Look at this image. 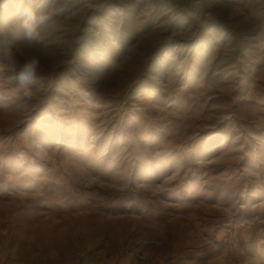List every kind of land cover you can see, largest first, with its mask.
<instances>
[{
    "label": "rangeland",
    "instance_id": "obj_1",
    "mask_svg": "<svg viewBox=\"0 0 264 264\" xmlns=\"http://www.w3.org/2000/svg\"><path fill=\"white\" fill-rule=\"evenodd\" d=\"M90 2L66 24L35 0L30 99L0 59V264H264V0H212L217 26L171 41L156 0ZM20 6L0 0V41Z\"/></svg>",
    "mask_w": 264,
    "mask_h": 264
},
{
    "label": "clouds",
    "instance_id": "obj_2",
    "mask_svg": "<svg viewBox=\"0 0 264 264\" xmlns=\"http://www.w3.org/2000/svg\"><path fill=\"white\" fill-rule=\"evenodd\" d=\"M19 27L21 40L12 45L0 41V59L26 99L32 96V86L38 81L42 61L48 52L45 39L47 26L53 24L50 16L40 14L34 6L35 0H19Z\"/></svg>",
    "mask_w": 264,
    "mask_h": 264
},
{
    "label": "crops",
    "instance_id": "obj_3",
    "mask_svg": "<svg viewBox=\"0 0 264 264\" xmlns=\"http://www.w3.org/2000/svg\"><path fill=\"white\" fill-rule=\"evenodd\" d=\"M68 1H72V3H70V8L73 4H78V6L81 5H87V7H89L88 5L92 4L90 2V0L88 1H83V0H64V4L60 5V11L62 13H64L65 17L62 18L63 22H65L67 24V18L68 16L66 15V11L63 9L65 7H67V2ZM106 0H103L101 3H99V0H96V2L98 4H104ZM157 1V5L161 6V3L163 4L164 10L166 11V16L170 19V23H173L175 21V23H173V25L175 26V31L174 33L172 32V34H170V36L168 38H166L168 41H171L173 37H177V38H183L186 40H195L196 39V32L198 30L204 31V28L207 27L209 28L208 30H206L207 32L210 31V29L212 28V26H217L215 25V23H211L212 22V18L210 16V8L209 5L211 6L212 4V0H169V1H165V0H160L158 2ZM144 2V0H132V10L134 11H138L141 10V4ZM132 13V12H131ZM126 13L125 16V22L124 25H127V21L130 22L133 21L134 19L140 20V18L138 17L140 14L139 13H132V14ZM253 11L250 15L249 18H245L244 21L246 23V25H248L249 27L252 26H258L259 24V19L258 17H254L253 16ZM163 14V9L161 11V15ZM256 16V13H255ZM101 19V18H100ZM101 22L103 23V19L101 20ZM101 22H97V29H102L103 26L100 25ZM65 24V25H66ZM264 24V19H262L261 21V25ZM59 25H64V23L59 22ZM105 25H107L105 23ZM219 30L222 32L223 29H221L219 27ZM100 31V30H99ZM257 35V34H256ZM99 37H102V33H99ZM82 38H83V34L79 33V43L82 42ZM193 42V41H192ZM66 44L67 46H73L74 44V37L70 36L67 38L66 40ZM75 58V57H74ZM74 61L71 60V63L68 64L70 66V68L74 66Z\"/></svg>",
    "mask_w": 264,
    "mask_h": 264
}]
</instances>
